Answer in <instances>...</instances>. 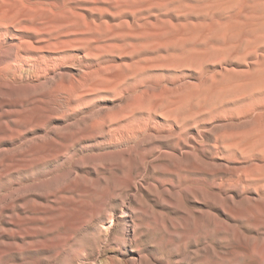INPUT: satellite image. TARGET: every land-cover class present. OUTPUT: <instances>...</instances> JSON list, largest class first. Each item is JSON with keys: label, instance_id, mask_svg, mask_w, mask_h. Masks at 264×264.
I'll list each match as a JSON object with an SVG mask.
<instances>
[{"label": "rangeland", "instance_id": "1", "mask_svg": "<svg viewBox=\"0 0 264 264\" xmlns=\"http://www.w3.org/2000/svg\"><path fill=\"white\" fill-rule=\"evenodd\" d=\"M0 264H264V0H0Z\"/></svg>", "mask_w": 264, "mask_h": 264}]
</instances>
